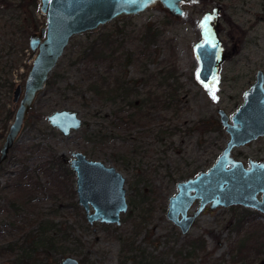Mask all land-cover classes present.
Listing matches in <instances>:
<instances>
[{
  "label": "rangeland",
  "instance_id": "1",
  "mask_svg": "<svg viewBox=\"0 0 264 264\" xmlns=\"http://www.w3.org/2000/svg\"><path fill=\"white\" fill-rule=\"evenodd\" d=\"M35 1L0 0V44L8 41L9 45L12 39L2 28V20L17 15L22 4L26 7L22 15L24 21L37 25L36 29L32 27L29 31L26 39L28 45L30 35L46 26V16L40 10L41 0L32 5ZM219 4L221 9L216 13L213 5L192 0L191 4L185 6V15L178 18L156 7L138 16L115 20L101 28L112 32L116 26L127 25L129 42L120 55L131 50L142 52L137 38L146 31V26L161 31L159 42L145 53L152 59L137 60L136 65L127 69V80L141 78L144 70L142 64H146L150 75H157L162 70L168 72L173 64L176 66V76L181 86L180 98L171 109L156 112L137 126L115 128L106 121L88 117L89 110L81 105L80 97L71 91L64 94L58 92V88L87 84L78 73L81 66H69V60L84 45V39L77 37L71 41L51 76L53 79L56 73L63 75L57 90L48 88L38 97L32 116L20 135L18 149L0 174V207H6L4 197L17 202L18 207L23 206L20 213H0V264H11L21 253L24 233L34 231L31 234L35 236L39 234L41 226L56 239L59 249L48 255H38L43 264H60L66 257H74L82 264H134L126 259L132 256L126 249V244L130 243L154 256L160 253L164 264H176L170 248L178 250L184 247L185 240L199 238L204 241L205 250L189 261L193 264H201L203 258H206L207 264H230L234 252L246 244L253 250L247 254L252 264H264V252L260 255L257 253L264 242V215L260 212L242 206L208 211L197 219L187 235H183L167 218L169 199L177 194L178 183L167 173L179 169L176 178L180 179L187 172L184 180H188L190 176L196 177L208 171L215 164L230 140L221 126L218 110L223 109L230 118L235 115L244 102L245 92L255 83L258 71L264 72V0H223ZM214 14L216 18L212 24L222 43L224 60L217 79L211 85H203L197 78L199 61L195 46L203 41L204 18ZM36 55L26 53L20 67L31 68ZM25 72L26 69L22 68L16 71V87L21 85L24 89L28 75ZM155 85L140 86L139 90L142 93L153 92ZM14 107L13 102L8 106L11 110ZM63 110L77 111L84 122L85 116L88 120L87 125L68 138L47 121L48 116ZM37 112L44 117L34 128L33 115ZM157 117L160 119L156 120ZM100 124H104L108 132H114L115 138L101 142L92 139ZM157 124L171 128L178 126L173 137L165 135L167 145L175 143L166 155L160 152L164 144L159 145L156 134L148 132ZM2 126L0 122V131ZM3 140L0 138V147ZM153 150L158 151L153 153ZM76 152L83 153L91 161L122 169L126 178L128 211L122 215L119 226L97 223L95 229L91 227L77 197L71 195V187L60 183L61 168L54 164L56 159L53 157L71 159ZM234 155L246 165L250 160L264 161V138L235 149ZM122 158L134 160V171L118 161ZM25 167L29 172L23 186L5 189L16 182L18 173ZM153 168H158V173H153ZM8 172H12V175ZM142 174H148V187L144 183L136 186ZM137 190H140L139 195ZM243 216H249L251 221L244 222V227L238 229L236 220ZM143 218H147V221H143ZM140 226L142 231L139 234ZM213 250H216L215 253L210 254Z\"/></svg>",
  "mask_w": 264,
  "mask_h": 264
},
{
  "label": "water",
  "instance_id": "2",
  "mask_svg": "<svg viewBox=\"0 0 264 264\" xmlns=\"http://www.w3.org/2000/svg\"><path fill=\"white\" fill-rule=\"evenodd\" d=\"M192 0H41L40 10L46 26L30 35L29 49L36 53L24 89L18 85L14 104H18L0 155V166L7 160L23 131L36 101L42 95L59 66L71 41L95 33L115 20L138 16L159 7L178 18L185 15V6ZM218 13V11H216ZM216 14L202 22L203 41L195 46L199 61L198 81L211 85L218 77L224 60L222 43L212 24ZM221 126L230 136L226 148L215 164L177 185V194L169 199L167 217L187 234L197 218L220 208L242 206L264 215V161L250 160L248 165L234 155V150L264 138V72L258 71L256 81L245 92L244 102L231 118L218 110ZM50 125L64 137L83 128V119L73 110H63L48 117ZM72 168L77 174V196L91 225L121 224V214L128 210L125 177L114 167L88 160L83 153L74 154ZM199 209L189 215L194 204ZM91 207L94 213H90ZM61 264H81L66 257Z\"/></svg>",
  "mask_w": 264,
  "mask_h": 264
},
{
  "label": "trees",
  "instance_id": "3",
  "mask_svg": "<svg viewBox=\"0 0 264 264\" xmlns=\"http://www.w3.org/2000/svg\"><path fill=\"white\" fill-rule=\"evenodd\" d=\"M198 2H202L205 5L211 4L217 8L223 0H198ZM36 3L37 0L32 5ZM24 8L26 7L22 4L19 6L17 15H12V18L9 20H2V28L12 37L9 43L10 46L8 45V41L0 44V96H3V98H0V122L3 124L2 129L4 131H7L8 124L13 118V112L8 108V104H10V99L17 84L15 78L18 74H16V71H19L20 68L26 69V74L30 68L28 66L20 67L26 55V50H29L26 39L32 27H35V29L37 27L35 24L31 25V23L24 21L22 16ZM126 29L127 25L116 26L112 32L103 29L97 33L79 36L84 39V45L71 57L69 66H81L78 73L81 79L86 80L87 84L80 87L74 84V86H67L65 89L58 88V92L60 93L64 94L71 91L76 97H80L81 105L89 110L88 117H95L101 121H106L115 128L139 124L140 121L147 120L152 115H155L156 112H166L180 98L181 91V86L176 76L177 70L175 64L171 66L172 69L168 72L162 70L157 75H150V72L146 69V64H142L144 70L141 78L127 80V69L130 66L136 65L137 60L144 59L148 61L152 59V56H148L145 53L152 45L159 42L162 33L160 30L154 29L153 26H146V31L141 33L139 38H137V42L143 48L141 49L142 52H133L131 50L124 55H120L119 53L129 42L126 36ZM7 32L5 35H7ZM62 77L63 75L56 73L54 78L50 79L48 88L57 90V85L60 83ZM151 83H156L153 92L142 93L139 90L140 86L147 87ZM137 102H139L138 105ZM126 108H129L131 113L124 116ZM33 116V126L35 128V124L43 119V114L37 112ZM85 117L86 121L84 124L87 125V116ZM158 118L160 119V117L155 119L157 120ZM110 120H113V122ZM177 131L178 126L171 128V126L165 127L159 124H157L156 128L148 129L149 133L156 134L155 139L157 143H160L159 145L163 146L164 144L163 150L160 152L165 155L175 144L171 142L167 145V141L164 140L165 135L173 137ZM190 131L194 132L193 130ZM108 134H110L108 128L104 124H100L92 139H98V142L105 141L111 138ZM165 139L167 140V138ZM156 151L158 150H153L152 152L156 153ZM119 162L127 169L134 167V160H119ZM54 163H57V161ZM152 172L158 173V168H153ZM179 173L178 169L174 173L168 172L167 174L173 181L179 182L186 178L187 172L186 174H182L180 179H178L176 175ZM147 175H141L139 180L136 181L137 187L141 183H145L147 187L149 186ZM136 193L139 195L140 190H137ZM142 220L147 221V218H143ZM248 220L251 221L249 216L237 219L236 228L242 229L244 227L243 223ZM253 222L254 220H252ZM236 228L235 230H238ZM41 232L39 236L28 237L29 248H23L22 254L13 264H43L42 260L37 258L38 255H48L59 250L56 239L48 235L46 229H42ZM136 234H138V231H136ZM193 242V244L205 247L202 239L193 240ZM126 245L132 254L131 257L127 258L132 260L134 264L154 263L155 259L153 257L146 255L139 247L136 248L133 243ZM244 249L247 250V247L242 245L238 248V258L233 260V264L239 261L243 264H251L249 257L243 255ZM263 252L264 242L257 249L259 255ZM192 255L195 256V254Z\"/></svg>",
  "mask_w": 264,
  "mask_h": 264
},
{
  "label": "flooded vegetation",
  "instance_id": "4",
  "mask_svg": "<svg viewBox=\"0 0 264 264\" xmlns=\"http://www.w3.org/2000/svg\"><path fill=\"white\" fill-rule=\"evenodd\" d=\"M214 7V6H213ZM221 6L220 5H218V7L217 8H215V10H217L218 12L220 11V8ZM43 28V27H42ZM28 49H29V45H28ZM28 52H31L30 51V49L29 50H26V53H28ZM31 53H33V52H31ZM31 66H32V64H31ZM30 69L31 68H29V70H28V72H27V74L29 73V71H30ZM47 88H48V86H47ZM47 88H46V90H47ZM16 89V88H15ZM45 90V91H46ZM14 92H15V90H14ZM14 92H13V97L10 99V103L11 102H13V104H14ZM44 94V93H43ZM139 104V102H137V105ZM8 106H9V104H8ZM14 109L13 110H11L10 108V110L13 112V118H12V120H10V122H12L13 123V120H14V116H15V113H16V111H15V108H16V110H17V108H18V104H14ZM74 111V110H73ZM77 112V111H76ZM32 113H33V110H32V112H31V114H30V116H32ZM55 113V112H54ZM79 113V112H78ZM131 112H130V109L129 108H126V110H125V112H124V116H126V115H128V114H130ZM29 116V117H30ZM51 116V115H50ZM229 116V115H228ZM43 117H44V115H43ZM49 117V116H48ZM81 117V116H80ZM82 118V117H81ZM29 119V118H28ZM47 121H48V118H47ZM111 122H113V120H110ZM27 122V121H26ZM25 122V123H26ZM143 121H140V123H142ZM11 123V124H12ZM49 123V122H48ZM140 123L139 124H133V125H131L132 127L133 126H137V125H140ZM11 124L9 125L8 124V128H7V131H4L3 129L0 131V138L1 139H3L4 138V140H5V138H6V136H7V133H8V130H9V127L11 126ZM50 124V123H49ZM85 124H84V120H83V126H84ZM25 126V125H24ZM51 126V125H50ZM111 126H113V125H111ZM52 127V126H51ZM114 127V126H113ZM124 127H127V126H124ZM53 128V127H52ZM55 129V128H54ZM57 130V129H56ZM3 133V134H2ZM60 133V132H59ZM73 133V132H72ZM61 134V133H60ZM21 135V134H20ZM62 135V134H61ZM72 134H70V136H71ZM108 135H110L111 136V138L110 139H108V140H111V139H113V138H115V136H114V132H110V134H108ZM63 136V135H62ZM69 136V137H70ZM64 137V136H63ZM19 138H20V136H19ZM19 138H18V140L16 141V143H15V145H14V147L11 149V151H10V153H9V156H8V158H7V160L0 166V174H2L3 173V171L6 169V167H7V165H8V163L11 161V158L13 157V153L18 149V145H17V143H18V141H19ZM65 138H68V137H65ZM4 140H3V142H4ZM2 145H3V143L1 144V147H0V155H1V148H2ZM76 153H79V152H76ZM76 153H73L72 154V158L71 159H68V158H65V157H63V156H58V157H56V156H54L53 157V159H56V161H57V163H54L55 165H57L58 167H60L61 168V171H60V173H61V177H62V179H61V181H60V183H63L64 182V184H66L67 186H70L71 187V189H70V192H71V195H73V196H75V197H77V201H78V196H77V174L74 172V170H73V168H72V161H73V159H74V154H76ZM81 153V152H80ZM86 156V155H85ZM87 157V156H86ZM88 159V158H87ZM89 160V159H88ZM119 160H123V161H126V160H124L123 158L122 159H118V161ZM55 162V161H54ZM96 162V161H95ZM121 162V161H120ZM59 163H60V165H59ZM104 164V163H103ZM106 165V164H105ZM106 166H108V165H106ZM108 167H113V166H108ZM120 167V166H119ZM114 168H116L117 169V171L118 172H120L122 175H123V173H122V169L121 168H118V167H114ZM132 170L134 171V168H132ZM29 172V170H28V168H23L22 170H21V172H19L18 173V176H17V180H16V182L13 184V185H7L6 187H5V189H10V188H15L16 186H23L22 184L24 183V181H25V178H28V176H27V173ZM12 172H8V174H10V175H12L11 174ZM202 173V172H201ZM124 176V175H123ZM125 177V176H124ZM190 178H192V177H190ZM189 178V179H190ZM126 179V178H125ZM0 181H1V177H0ZM183 181H186V180H181V181H179L178 183H180V182H183ZM178 183H177V185H178ZM145 184V183H144ZM10 199V197L8 198V197H4L3 198V200H4V204H6V207L5 208H1L0 207V213H9V214H12V213H20L21 212V210H23V206H21V207H18V205H17V202H15V201H10L9 200ZM78 204H79V201H78ZM127 204H128V202H127ZM79 206H80V204H79ZM4 207V206H3ZM80 207H82V206H80ZM199 207H200V205H199V202H196L195 204H194V206H193V208H192V210L190 211V213H189V215H194V213L199 209ZM6 208L8 209V211L6 210ZM83 208V207H82ZM84 209V208H83ZM128 211V210H127ZM209 211V209L207 208L206 209V211H205V213L206 212H208ZM84 212H85V215L87 216V213H86V211H85V209H84ZM90 213H94V209L91 207V210H90ZM167 213H168V211H167ZM205 213H203V214H205ZM123 214H125V213H123ZM123 214H121V222H122V215ZM202 214V215H203ZM201 215V216H202ZM168 218V217H167ZM86 219H87V217H86ZM198 219V218H197ZM197 219H196V221H197ZM169 220V219H168ZM88 221V220H87ZM170 221V220H169ZM195 221V222H196ZM172 222V221H171ZM89 223V222H88ZM101 224V223H99V222H96L94 225H91L90 223V226L91 227H94V229H95V225L96 224ZM173 223V222H172ZM174 224V223H173ZM101 225H117V224H101ZM180 231H181V233L183 234V232H182V230L176 225V224H174ZM194 225H195V223H194ZM194 225L192 226V228L194 227ZM117 226H119V225H117ZM191 228V229H192ZM42 229H44L43 228V226H41V228H40V232H39V234H37V235H35V236H39L42 232ZM191 229H190V231H191ZM138 230H139V234L141 233V231H142V228H141V226H140V228H138ZM190 231L188 232V233H190ZM34 233V231H29V232H25L24 234V245H23V247L21 248L22 250H21V253L19 254V255H17V257L16 258H14V260L11 262V264H13L17 259H18V257L22 254V252H23V248L25 249H27V248H29V244H28V241H27V239H28V237H33V234H31V233ZM35 233H38V231H36ZM187 233V234H188ZM187 234H183V235H187ZM37 238V237H36ZM200 239V238H199ZM199 239H194V240H199ZM194 242H193V240L191 241V240H185V245H184V247L183 248H179L178 250L176 249V248H170V253H171V255H172V257H174L175 258V263L176 264H178V263H180V264H193L192 262H189L193 257H197V254H199V253H201V252H203L204 250H205V247H201L200 245H196V244H193ZM242 246H244V247H247V250L246 249H244L243 250V255L246 257H248V251H250V253L251 252H253V250H251V249H249L250 247L249 246H247V244L246 245H242ZM140 248V247H139ZM10 249H12V247H10ZM126 249H127V247H126ZM141 249V251L142 252H144L146 255H148V256H151V257H153L155 260H154V263L153 264H164L165 263V260H164V258H163V256L159 253V255L158 256H154L153 254H150L147 250H144L143 248H140ZM128 250V249H127ZM238 250V249H237ZM235 251L234 253H235V256L232 258V260H231V262H230V264H233L232 262H233V260H236L237 258H238V251ZM215 251L216 250H213L210 254H213V253H215ZM231 253H233V252H231ZM192 254H195V256L194 255H192ZM209 254V255H210ZM254 256H255V252H254ZM126 259H128L127 257H126ZM120 260H122V258H120ZM130 260V259H129ZM246 260V259H245ZM132 261V260H131ZM250 261V260H249ZM62 262V261H61ZM61 262H60V264H61ZM133 262V261H132ZM251 262V261H250ZM80 263H81V261H80ZM122 263H125V262H123L122 261ZM207 264V260H206V258H203L202 260H201V264ZM82 264V263H81ZM236 264H243L242 262H237ZM244 264H246V263H244ZM251 264H252V262H251Z\"/></svg>",
  "mask_w": 264,
  "mask_h": 264
}]
</instances>
